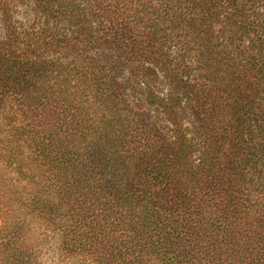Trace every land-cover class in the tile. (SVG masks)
Segmentation results:
<instances>
[{"label":"trees","instance_id":"16d2710c","mask_svg":"<svg viewBox=\"0 0 264 264\" xmlns=\"http://www.w3.org/2000/svg\"><path fill=\"white\" fill-rule=\"evenodd\" d=\"M0 32V234L14 209L94 264H264V0H0Z\"/></svg>","mask_w":264,"mask_h":264},{"label":"rangeland","instance_id":"374dc122","mask_svg":"<svg viewBox=\"0 0 264 264\" xmlns=\"http://www.w3.org/2000/svg\"><path fill=\"white\" fill-rule=\"evenodd\" d=\"M15 21L21 22L29 19L27 14L22 13L20 9L13 13ZM1 35V32H0ZM138 81V80H137ZM73 89H75L73 87ZM3 109V101L0 104V125L1 129H6L11 123H15L16 118L14 117L13 111L16 105L11 103L10 99L5 101ZM5 114V116H3ZM52 121V117L48 124ZM2 139L0 137V156L4 152H19L21 149L20 142H16L13 146H4ZM6 148V149H4ZM6 158V157H4ZM10 164V163H6ZM11 166V165H8ZM4 209L0 210V214H4ZM16 209H19V206L16 205ZM6 220V225L8 226V234H0V264H94L93 257L86 254H74L67 253L61 247V236L60 232L57 229L52 228L53 225L45 226V223L41 220H37L35 217L22 218L13 211L10 213V216ZM1 224V219H0ZM21 237H24L21 240ZM20 240L25 245V254L29 255V261L20 260L19 258H11L12 250L8 249L10 243H20ZM6 244V245H5Z\"/></svg>","mask_w":264,"mask_h":264}]
</instances>
